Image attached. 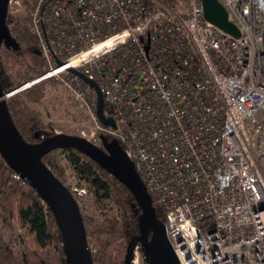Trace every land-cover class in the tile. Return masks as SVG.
I'll list each match as a JSON object with an SVG mask.
<instances>
[{"label": "built area", "instance_id": "2783aa9c", "mask_svg": "<svg viewBox=\"0 0 264 264\" xmlns=\"http://www.w3.org/2000/svg\"><path fill=\"white\" fill-rule=\"evenodd\" d=\"M43 72L72 100L70 132L116 138L162 210L180 264H264V0H29ZM23 12V0H8ZM98 84L105 124L97 115ZM78 203L86 193L73 186ZM97 264V263H95ZM130 264H145L140 245Z\"/></svg>", "mask_w": 264, "mask_h": 264}, {"label": "trees", "instance_id": "16d2710c", "mask_svg": "<svg viewBox=\"0 0 264 264\" xmlns=\"http://www.w3.org/2000/svg\"><path fill=\"white\" fill-rule=\"evenodd\" d=\"M31 9L32 1L23 0L21 14L13 15L7 11L5 24L18 41L19 48L14 49L4 41L1 44L0 84L3 92L12 91L43 72L44 60L30 26ZM59 85L54 78L47 77L5 97L11 118L26 141L37 142L55 134L53 124L45 122L32 104L43 103L48 88ZM42 160L76 201L72 184L86 189L84 205L77 203L92 264H126L130 240L141 234L150 235L149 226L141 219L142 209L129 188L75 148L51 149ZM151 199L157 217L164 221L162 210ZM0 225L21 229L6 234L0 226V264H67L62 235L53 212L1 154ZM141 253L144 256V250L141 249Z\"/></svg>", "mask_w": 264, "mask_h": 264}, {"label": "water", "instance_id": "95a60500", "mask_svg": "<svg viewBox=\"0 0 264 264\" xmlns=\"http://www.w3.org/2000/svg\"><path fill=\"white\" fill-rule=\"evenodd\" d=\"M204 18L211 24L238 37V28L227 19V12L219 0H202ZM8 0H0V47L6 42L18 49V41L11 36L5 24ZM77 73L95 88L97 94V115L105 124L114 125L111 117L103 113V96L95 80L75 68ZM7 92L0 84V154L4 160L26 179L43 198L53 212L62 235L63 251L67 264H92L79 205L71 191L46 165L42 156L54 148L71 147L96 161L111 175L123 182L135 196L142 209L141 219L149 226L150 235H138L128 243L125 261L130 264L133 248L136 244L144 250L146 264H180L167 237L164 221L157 215L151 195L136 171L132 160L125 154L116 138L103 139L98 146L84 137L73 133L60 132L47 136L37 142L26 141L15 126L6 104Z\"/></svg>", "mask_w": 264, "mask_h": 264}, {"label": "rangeland", "instance_id": "374dc122", "mask_svg": "<svg viewBox=\"0 0 264 264\" xmlns=\"http://www.w3.org/2000/svg\"><path fill=\"white\" fill-rule=\"evenodd\" d=\"M32 106L40 113V116L45 122H51L54 128L61 129L62 131L70 132L78 120V112L70 96L61 85L55 88L49 87L43 103L32 104ZM73 186L76 185L72 184ZM86 193L82 196L80 204H83V201H85ZM0 226L2 227V225ZM2 228L6 234L13 233L14 230L17 232L21 231V229L17 227L13 228L9 225H5Z\"/></svg>", "mask_w": 264, "mask_h": 264}]
</instances>
